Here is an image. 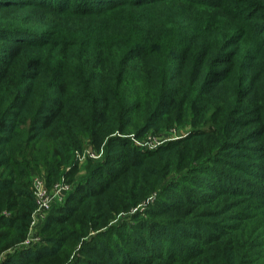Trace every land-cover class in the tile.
Instances as JSON below:
<instances>
[{"label": "trees", "instance_id": "1", "mask_svg": "<svg viewBox=\"0 0 264 264\" xmlns=\"http://www.w3.org/2000/svg\"><path fill=\"white\" fill-rule=\"evenodd\" d=\"M0 264H264V0H0Z\"/></svg>", "mask_w": 264, "mask_h": 264}, {"label": "rangeland", "instance_id": "2", "mask_svg": "<svg viewBox=\"0 0 264 264\" xmlns=\"http://www.w3.org/2000/svg\"><path fill=\"white\" fill-rule=\"evenodd\" d=\"M176 127V128H175ZM192 127L190 125H184V124H180L178 127L177 126H171L169 131H164L165 129L161 130V132L163 131L162 134H152V133H149L147 135L146 138H144V140H141V141H138L137 143H141L142 145L145 144V146H148V147H156L158 146L159 144H161L162 142H164V138L166 140V138H169V139H173V138H179L183 135H185L187 132H189V130L191 129ZM173 129V130H172ZM172 131V132H171ZM90 148V146L87 147V145L85 146L84 150ZM51 150H52V147H51V144H50V141L48 140H43L41 141L38 145H37V155H39V160H37V162H35V170L37 171H40V168H43V171H45L44 169H47V163H50L53 159L50 157V153H51ZM88 160V158L86 159H82V160H79L78 158H76L75 156V161H79L80 162V169L84 167V165L86 164V161ZM63 169L65 171L67 170H70L71 167L70 165H67L65 167H63ZM81 174V171H78L75 175H72L71 179L73 182H75L78 177L80 176ZM59 179H61V176L59 177ZM58 179V180H59ZM66 179H70L69 177ZM75 180V181H74ZM69 181V180H68ZM72 181L70 183H72ZM180 192H184L186 191L187 192V189H178ZM198 194L199 196H201V194L203 192H206L208 191V189L204 186H202L200 189H198ZM195 194V193H194ZM162 199H169V198H166V194L165 193H162V192H156L153 196H151V198L143 205H141L139 208H135L133 209L130 213H134L136 211H145V209L151 205L152 203H154L155 201H161ZM144 215V214H142ZM126 216V213H121L118 217V219H116L115 221H113V223H118L120 221V218L122 217H125ZM139 228V227H138ZM38 237H39V241H35L33 242L32 244H23L19 247V249H24V248H31V247H34L35 245H37V243H39L40 241H42V236L39 234V231H38ZM127 246L129 247H133V245L130 243V242H127L126 244ZM80 247V246H79ZM78 249V247H77ZM18 251V248H14L12 250H10V253H14ZM8 255V254H5L4 257ZM73 257V256H72Z\"/></svg>", "mask_w": 264, "mask_h": 264}, {"label": "built area", "instance_id": "3", "mask_svg": "<svg viewBox=\"0 0 264 264\" xmlns=\"http://www.w3.org/2000/svg\"><path fill=\"white\" fill-rule=\"evenodd\" d=\"M102 154L103 149L96 150L88 148L82 152H77L76 157L79 160L86 158L99 159ZM32 185L37 199V207L32 213L30 229L28 237L24 242L25 244H32L35 241H39L38 231L49 214L52 206L55 203L63 202L67 192L72 187L65 176H62L61 179L52 186H48L46 177L38 173L33 175Z\"/></svg>", "mask_w": 264, "mask_h": 264}]
</instances>
